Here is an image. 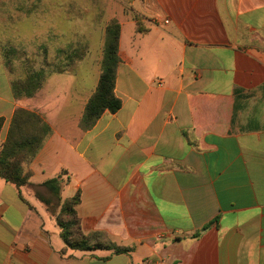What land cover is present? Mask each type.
I'll return each mask as SVG.
<instances>
[{
  "label": "crops",
  "instance_id": "1",
  "mask_svg": "<svg viewBox=\"0 0 264 264\" xmlns=\"http://www.w3.org/2000/svg\"><path fill=\"white\" fill-rule=\"evenodd\" d=\"M89 3L121 26V109L82 128L101 71L16 99L0 37V151L18 108L39 114L52 135L29 183L64 173L103 247L69 249L31 185L0 178V264H264V0Z\"/></svg>",
  "mask_w": 264,
  "mask_h": 264
},
{
  "label": "rangeland",
  "instance_id": "2",
  "mask_svg": "<svg viewBox=\"0 0 264 264\" xmlns=\"http://www.w3.org/2000/svg\"><path fill=\"white\" fill-rule=\"evenodd\" d=\"M90 7L89 0H0V37L6 63L15 71L13 82L40 70L47 75L44 84L49 76L65 72L97 78L104 29L118 21L109 23L105 13ZM78 50L85 51L83 58L76 57Z\"/></svg>",
  "mask_w": 264,
  "mask_h": 264
},
{
  "label": "trees",
  "instance_id": "3",
  "mask_svg": "<svg viewBox=\"0 0 264 264\" xmlns=\"http://www.w3.org/2000/svg\"><path fill=\"white\" fill-rule=\"evenodd\" d=\"M139 32L143 31L139 16L135 17ZM121 26L113 22L106 29L102 73L97 89L88 102L83 118L82 128H92L105 111L118 112L122 102L115 94L117 68L120 63L119 41ZM76 53V52H75ZM85 51L78 50L76 57L83 58ZM70 56L68 59H71ZM59 72L64 70L61 68ZM46 73L43 70L30 71L25 78L14 81L12 90L16 99L32 98L43 87ZM4 121L0 119V132ZM52 129L37 113L18 108L13 116L11 126L2 150L0 151V178L21 189L31 185L25 169L35 160L45 142L51 137ZM68 184L64 173L41 185H31L36 196L54 213L61 230V237L69 249L92 251L103 247L92 245L84 233L77 207L80 204V194L62 203L61 193ZM60 210L57 212V209ZM105 247V246H104ZM109 248V246H106ZM126 251L117 249V252Z\"/></svg>",
  "mask_w": 264,
  "mask_h": 264
},
{
  "label": "built area",
  "instance_id": "4",
  "mask_svg": "<svg viewBox=\"0 0 264 264\" xmlns=\"http://www.w3.org/2000/svg\"><path fill=\"white\" fill-rule=\"evenodd\" d=\"M162 264H166V263H162Z\"/></svg>",
  "mask_w": 264,
  "mask_h": 264
}]
</instances>
